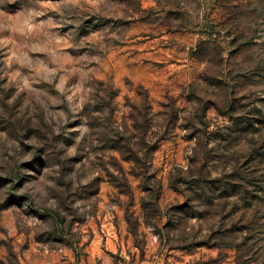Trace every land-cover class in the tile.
<instances>
[{
    "label": "rangeland",
    "instance_id": "374dc122",
    "mask_svg": "<svg viewBox=\"0 0 264 264\" xmlns=\"http://www.w3.org/2000/svg\"><path fill=\"white\" fill-rule=\"evenodd\" d=\"M0 264H264V0H0Z\"/></svg>",
    "mask_w": 264,
    "mask_h": 264
}]
</instances>
